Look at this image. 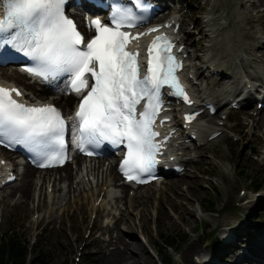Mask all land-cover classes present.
Returning a JSON list of instances; mask_svg holds the SVG:
<instances>
[{"label": "rangeland", "instance_id": "1", "mask_svg": "<svg viewBox=\"0 0 264 264\" xmlns=\"http://www.w3.org/2000/svg\"><path fill=\"white\" fill-rule=\"evenodd\" d=\"M247 2L248 0H168L165 5L170 10L169 16H177L182 21L181 35L185 39V32L195 33L194 36L189 34L188 37L193 38L186 40L190 55L195 56V59L189 60V63L197 67L202 60L210 59L207 65L217 70V74L204 80V90L200 97L218 99L219 104L226 103L244 92V83L251 76L256 80L264 79L261 73L262 70L264 71V16L260 15L264 6L247 10L245 9ZM198 18L203 21L208 18L214 19L212 26L204 29V32H208L209 38L205 34H199L198 27L195 28ZM208 29L212 30L209 32ZM199 39L204 41L198 43ZM245 64L248 67H244ZM209 73L210 70L204 69L205 76ZM195 74L196 68L192 69L190 76L195 78ZM225 74L228 75L227 79L221 85L218 82ZM2 76L4 80L15 82L7 75ZM231 76L235 78L232 80L233 84L229 83ZM196 82L199 83V80ZM258 83L259 81L255 82ZM31 91L33 94L29 92L30 96L38 97L39 92ZM56 100L57 98L54 101ZM56 104L61 106L57 101ZM228 105L229 103L214 117L205 118L198 125L202 128L219 125L224 131L223 134L208 146H200L199 149L195 145L196 147L193 148L196 149L193 150L192 144H189V151L183 157L192 159L186 164L187 172L166 179L169 182L180 183L181 191L193 199L191 207L196 211V215L182 214L178 207L166 202V211L169 214L179 215L181 219H178L175 225L171 221L166 224L162 220L157 222L158 212L155 204L151 209L148 226L142 229L138 208L131 209L133 211L129 213V217L133 218L137 226L135 235L147 247L151 259L147 264H161V261L167 263L168 260L171 261L169 264H186L183 253L189 244L197 242L198 238L201 240L198 242V253L194 252L192 256L218 248V241L224 237L223 230H226L227 226H238L241 222L250 220V231L253 233L264 225V199L262 204L258 203L248 208L241 207L244 202L259 199L257 198L259 195H263L264 198V186L259 189L255 187L264 182V157H260L264 154V115L261 118L254 115V119L247 116L248 113L253 116L258 110L257 102H254L243 110L231 111L229 121L222 126L226 115L224 110L228 109ZM203 138L206 141L208 139L206 134ZM107 165L105 164V167ZM74 167L70 165L67 168L75 174ZM113 167V171L116 172L115 166ZM60 174L64 175L65 171L62 170ZM60 174L56 173V176L59 177ZM246 175H250L254 183L248 182ZM69 184V181L62 180L60 186L67 187ZM153 188L151 190L156 189L153 198L159 195L164 198L173 195L169 184H157ZM96 189L98 188L95 187L94 191L98 192L99 189ZM51 190L53 187L50 186L46 193H52ZM131 190L126 188L125 192L122 189L117 192L132 196ZM35 193L37 194V191ZM1 196L0 194V236L8 228L15 227L22 240L30 246L28 260L36 256L32 248L38 238L39 247L48 256V264H107L114 250L111 239L115 234L111 231V227L115 218L128 207V202L115 203L116 200L109 197L104 204L112 214L108 217H100L92 210L88 212L86 210L87 206L98 208L102 197L87 202V206H81L82 203L78 202L75 196H70L67 199L66 211L55 209L54 217L49 218L48 220L51 221L49 222L47 219L43 220L48 216L46 209H42L39 213L33 209L36 200L32 199L30 209L24 211L15 206L19 195L3 201ZM211 198L216 203L215 210L206 209ZM177 202L187 203L185 199H178ZM63 203L65 204L66 201ZM63 217L66 221L65 230L60 220ZM187 220L189 223L186 222ZM95 223L98 227L93 232ZM212 231L215 233H210ZM169 237H177L176 243L171 246L162 244V240ZM140 264L143 262L140 261Z\"/></svg>", "mask_w": 264, "mask_h": 264}, {"label": "snow or ice", "instance_id": "2", "mask_svg": "<svg viewBox=\"0 0 264 264\" xmlns=\"http://www.w3.org/2000/svg\"><path fill=\"white\" fill-rule=\"evenodd\" d=\"M66 0H0L3 19L0 32L10 38L0 47L10 46L35 62L27 71L44 80L67 76L66 91L83 94L72 125L78 134L77 147L97 148L104 141L116 146L126 141L127 156L121 171L129 179L132 172H151L157 163L159 133L152 130L162 106L161 90L189 102L176 75L180 63L172 55L173 44L166 36H157L147 48L146 66L140 52L128 45L145 33L132 35L122 31L135 27L142 19L130 8L114 9L111 25L93 20L96 35L88 41L65 15ZM142 12L148 9L135 0ZM158 31L156 28L149 32ZM89 80L94 81L89 84ZM22 93L0 87V143L19 144L47 161L64 159L66 119L54 106H26L13 98ZM144 102L143 105L141 102ZM142 106V111H138ZM194 117H187L192 119ZM91 155V152H87ZM41 167L48 166L44 163ZM127 169V171H125Z\"/></svg>", "mask_w": 264, "mask_h": 264}, {"label": "bare ground", "instance_id": "3", "mask_svg": "<svg viewBox=\"0 0 264 264\" xmlns=\"http://www.w3.org/2000/svg\"><path fill=\"white\" fill-rule=\"evenodd\" d=\"M160 5H166L168 0H154ZM259 6H264V0H248L247 4H245V9L252 10L256 9ZM211 12H209V15ZM260 15L264 16L263 13ZM199 17V16H198ZM213 18H208L207 20L203 21L198 18L195 28L198 27L199 34H205L208 38L210 37L208 32H204L205 28H209L212 26ZM203 27V28H201ZM212 29H208L210 32ZM186 39H192L188 37L189 34L193 35V33H185ZM206 38V37H205ZM204 39H199L198 43H202ZM188 44V41L185 43ZM263 48V47H262ZM189 49V45L187 46ZM198 46V51H199ZM190 59L194 60L195 56L190 55ZM211 60H202L201 64H198L196 67L191 63L192 66L196 68V78L195 80H199V85H193L194 93L196 98L198 99V94L204 90L203 82L207 78V75H204V67L208 64ZM244 67H248L245 64ZM211 68L210 66L207 69ZM213 69V68H212ZM262 76H264V71H261ZM7 75V77L12 78L15 84H20L25 88H29L30 90H37L38 87L34 84H29L27 82V76L16 69L5 68L3 69V74ZM226 74L223 78L218 82L219 84L223 85L224 80H226ZM235 79L233 76L229 77V83L233 84L232 81ZM251 80L254 82L259 81V85L253 84L251 88L248 89V84L252 83L250 80L244 83L245 89H248V93H251L255 88L260 91L261 83H264V79L256 80L253 76L250 77ZM1 80H4V76L1 77ZM11 82V81H8ZM264 89V84H263ZM230 92L229 95H231ZM260 93V92H259ZM58 93L53 92L52 90L42 87L40 94L38 97L42 100H50L48 95H56ZM60 97L57 98V102L63 107L66 111L67 108L71 107L73 103L76 101V96L64 92H59ZM228 95V96H229ZM253 95H249L247 100L243 101V105H252L255 102L259 103L261 101L257 100V97H252ZM260 97V95H257ZM47 97V98H45ZM234 97V96H231ZM262 97V95H261ZM27 99L36 101L30 95L26 96ZM239 96H236L233 101H235ZM52 100V103H56ZM202 99L200 103L202 104ZM231 103V102H229ZM264 103V102H263ZM257 115H261L258 113ZM248 117L255 118L254 115L250 116L247 114ZM176 126H180L178 122L175 124ZM204 126V125H202ZM197 128V127H195ZM222 130V128L218 126L215 127H198L199 135L202 137L204 134L207 137H210L213 133ZM187 138H190L189 136ZM260 140V139H259ZM203 141V140H202ZM210 143L207 141L204 143V146H208ZM183 145V144H182ZM188 147V146H187ZM196 149V148H195ZM4 154H8L6 151H1ZM179 152V151H178ZM187 155V152L183 153ZM180 158V163L182 165L189 164L192 159L183 158L178 153L175 154ZM1 156V155H0ZM173 156V155H172ZM260 157H264V154H261ZM101 160H92L90 162L79 164V162H75V165H80V171L73 173L72 170H69L67 165L62 169H53L47 171H37L32 169L31 167H27L26 171L21 174L19 179V183L9 185L2 190L1 201L4 199H13L16 195H19V200L15 203L16 207L21 208L24 211L30 209L31 200H36V204L33 206V209H36L37 213L42 209L47 210V217L44 219H52L54 217L55 209L64 210L66 211V206L68 205L67 199L70 196H75L77 201L82 203V205L87 206V202H92L94 199H98L99 197H103L101 207L94 208L93 206H87V212L92 210L99 214L100 217H108L111 216V211L105 207V202L108 200L109 197L116 200L115 203L118 202H128V207L125 208L119 215V217L115 218V222L111 227V231L115 234V236L111 239V243L114 246V250L111 253V259L108 261L107 264H140V261L143 264H147L148 261H151L150 257L148 256V249L147 247L138 240L135 234H137V226L134 222L132 217H129V213L133 210L138 208L137 213L140 217V227L144 229L148 226V222L150 220L151 209L156 204L158 216L156 217V221L162 220L163 223H167L169 221L172 222L173 225L177 223L178 219H181L179 215L169 214L165 209V203L170 202L175 207H178L182 214L187 213L190 216L196 215V211L192 209L193 199L187 197L185 192H182L180 189V183L177 181L169 182V180L162 181L161 184L166 183L173 190V195H167L166 198L159 195L156 198L155 190L153 186L155 184L146 186V187H139L133 196H127L123 194H118L117 191L120 189L124 190L128 187L124 183H121V177L117 173V171H113V166L108 165L105 167V164H101ZM104 163V162H103ZM72 166V165H71ZM64 170L65 174H60L61 171ZM117 170V167L115 168ZM56 173H59L60 176L57 177ZM175 175V174H173ZM74 179V180H73ZM69 181L70 184L67 187L60 186L61 181ZM52 183V185H51ZM74 183V184H73ZM53 187L52 193H46V190ZM97 187L99 192H95L94 188ZM37 191V194L35 193ZM130 193V191H128ZM36 194V197H34ZM129 197V198H128ZM178 199H185L187 203L178 204ZM263 197L260 196L257 200H252L249 202L242 203L241 207L248 206H256L258 203L262 204ZM66 201L64 204L63 202ZM155 201L157 203H155ZM240 207V208H241ZM129 208V209H128ZM82 209V208H81ZM133 209V210H131ZM254 214V213H253ZM252 215V214H251ZM250 215V216H251ZM61 223L63 224L62 228L65 230L66 228V221L63 218L60 219ZM49 221V220H48ZM250 220L241 222L238 226H227L226 230H223L224 233L228 234V238L221 241L219 247L213 250H209L206 252H200L199 254H192L194 252L198 253L199 243L201 240L198 238L197 242L190 243L187 249L184 251L183 256L185 258L186 264H262L264 262V225L259 227L258 230L252 233L250 231L251 222ZM51 222V221H49ZM189 223V220L186 221ZM98 225L95 223L93 232L97 230ZM251 233V234H250ZM66 235V233H65ZM135 235V236H134ZM244 236V237H243ZM238 242L240 245H238ZM242 242V243H241ZM91 244V243H90ZM193 257V259H192ZM196 258V260H195ZM194 260V261H192Z\"/></svg>", "mask_w": 264, "mask_h": 264}, {"label": "trees", "instance_id": "4", "mask_svg": "<svg viewBox=\"0 0 264 264\" xmlns=\"http://www.w3.org/2000/svg\"><path fill=\"white\" fill-rule=\"evenodd\" d=\"M245 177L248 182L254 183L253 178L250 175H246ZM263 186L264 182L257 184L255 187L259 189ZM215 208L216 203L211 198L206 209L215 210ZM16 230L15 227L8 228L0 236V264H48V256L44 253V250L39 247L38 243L40 241L38 238L32 248V250L35 251L36 256L33 259L28 260L30 246L29 244H26V241L24 242L22 240ZM176 239L177 237L166 238L162 240V244L171 246L176 243Z\"/></svg>", "mask_w": 264, "mask_h": 264}]
</instances>
